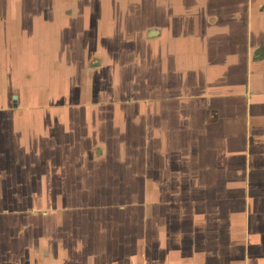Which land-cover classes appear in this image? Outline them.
<instances>
[{"label":"crops","instance_id":"obj_1","mask_svg":"<svg viewBox=\"0 0 264 264\" xmlns=\"http://www.w3.org/2000/svg\"><path fill=\"white\" fill-rule=\"evenodd\" d=\"M0 264H264V0H0Z\"/></svg>","mask_w":264,"mask_h":264},{"label":"rangeland","instance_id":"obj_2","mask_svg":"<svg viewBox=\"0 0 264 264\" xmlns=\"http://www.w3.org/2000/svg\"><path fill=\"white\" fill-rule=\"evenodd\" d=\"M14 95V97H16V94H13ZM183 191H185V190H182V195L184 194L183 193ZM195 191H198V190H195ZM188 193L189 192H191V190H188L187 191ZM130 193H131V195H140V193H141V190H139V189H135V190H130ZM199 194H200V191H199ZM125 195V194H124ZM227 195V194H226ZM100 196H102V197H104V199H106L107 201H109V202H111V204H115V201H116V199L117 198H119V197H117L116 199H113V196H111V194L110 193H108V191H106V190H103L102 192H101V194H100ZM120 207V206H119ZM205 207V206H204ZM205 208H207V207H205ZM187 208H185V210H186ZM209 208H207V210H205V211H208L209 212ZM138 212H141V210L139 209V211Z\"/></svg>","mask_w":264,"mask_h":264}]
</instances>
